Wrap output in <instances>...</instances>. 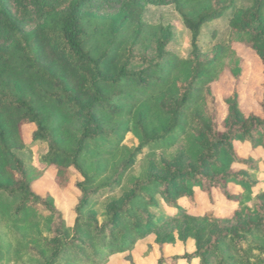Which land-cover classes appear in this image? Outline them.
Here are the masks:
<instances>
[{
  "label": "trees",
  "instance_id": "obj_1",
  "mask_svg": "<svg viewBox=\"0 0 264 264\" xmlns=\"http://www.w3.org/2000/svg\"><path fill=\"white\" fill-rule=\"evenodd\" d=\"M237 2L0 0V221L27 225L40 209L51 218L60 216L44 250L50 253L45 264H100L105 254L124 252L158 226L152 211L159 207L158 196L181 215L187 211L179 201L195 203L200 188L210 196L213 188L221 189L240 206L251 199L258 183L247 172L252 160L241 158L235 145L264 150V84L263 117H246L238 96L226 101L229 112L222 127L216 115L207 113L209 87L224 71V62L235 57L234 43L253 49L264 66V0H252L251 7L240 10ZM148 6H175L191 38L188 58L168 51L174 38L170 27L143 22ZM230 11L234 12L228 24L229 41L215 46L210 57L200 47L203 28ZM113 12L136 25V38L147 28L157 30L152 49L147 44L146 52L137 54L135 43L126 49L124 42L117 41L118 32L106 47L102 41L94 45L96 29L91 32L88 23L96 15ZM28 126L35 127L34 142L48 145L45 163L55 169L59 188L68 187L73 170L82 177L76 184L81 196L73 228L66 225L51 196L43 197L34 188L45 170H28L15 154L26 147ZM128 133L135 134L140 145L123 159L122 142ZM187 139L193 148L191 164L138 180L125 197L110 201L103 223L96 216L85 218L84 212L96 199L120 189L144 149L170 148ZM235 164L247 170L235 172ZM231 185L238 189L235 196ZM239 230L227 229L198 250L200 264H210V259L216 260L212 264H264L262 257L251 259L255 250L264 247L242 249ZM244 232L264 238V209ZM227 242L237 248H229Z\"/></svg>",
  "mask_w": 264,
  "mask_h": 264
},
{
  "label": "rangeland",
  "instance_id": "obj_2",
  "mask_svg": "<svg viewBox=\"0 0 264 264\" xmlns=\"http://www.w3.org/2000/svg\"><path fill=\"white\" fill-rule=\"evenodd\" d=\"M252 4V0H238L236 9H246ZM233 12H228L224 18L203 28L200 47L210 57L214 55L215 46L227 44L229 41L228 24ZM143 22L156 28L170 27L174 38L167 48L168 51L185 58L190 56L191 38L175 6H148L143 14ZM88 24L91 32L96 29L98 41L94 39V45L102 41L106 47L118 32L117 41L124 42L126 49H131L135 43L137 54L145 53L147 44L150 45V49L154 46L157 30L147 28L139 38H136V25L128 24L120 12L96 15ZM31 28L32 26L27 27L28 30ZM231 47L235 51V57L230 56V59L224 62L225 65L221 68V71H224L221 72L219 79L210 85L207 93V113L216 115L220 127L229 112L226 101L234 96H238L239 108L246 117L251 114L263 117L260 103L263 99L264 66L257 53L248 46L236 42ZM236 72L239 73V77H236ZM34 130V126L24 128L26 147L15 151V154L28 170H45L42 178L34 184V188L43 197L51 196L57 209L63 213L66 225L73 228L77 218L75 207L79 204L81 196L76 184L82 177L73 170L74 177L68 187L65 190L59 188L55 182V169L47 168L45 163L48 145L32 140ZM139 145V138L133 133H128L122 142L124 156L120 157L123 159L129 157L136 152ZM235 148L241 158L252 160L251 170H247V167L241 164H235L233 167L235 172L247 170L250 176L258 181L251 199L244 201L240 206L239 201L227 198L221 189L213 188L210 196L200 188L196 189L195 203L189 199L179 201L180 206L187 211V214L181 215L179 209L167 206L162 197L158 196L159 207L152 209L158 226L150 229L143 238L124 252L105 254L100 264H172L174 258H178L176 264H200V260L195 256L196 252L208 247L216 235L227 229H241L237 232L244 238L239 245L242 249L246 250L249 245L264 247L263 237L244 232L248 222L256 219L258 211L264 209V150L239 142ZM191 151L193 148L188 139L170 148L161 145L147 147L136 156L133 167L126 174L120 189L96 199L89 210L84 212L85 218L96 216L100 223H103L107 218L106 212L111 200L125 197L138 180L152 174L164 175L170 168H184L191 164L193 161ZM229 190L232 196L238 192L233 185L229 186ZM242 200H245L244 195L241 196ZM60 220V216L51 218L46 209H40L37 217L27 225L17 226L2 219L0 264H45L50 259V253H44L46 244L55 235ZM227 244L229 248H237L231 242ZM253 254L252 260L264 258V251L255 250ZM210 260V264L216 262L215 259ZM58 264H68V261Z\"/></svg>",
  "mask_w": 264,
  "mask_h": 264
}]
</instances>
